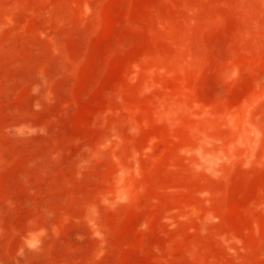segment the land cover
<instances>
[{
	"label": "rangeland",
	"instance_id": "1",
	"mask_svg": "<svg viewBox=\"0 0 264 264\" xmlns=\"http://www.w3.org/2000/svg\"><path fill=\"white\" fill-rule=\"evenodd\" d=\"M0 264H264V0H0Z\"/></svg>",
	"mask_w": 264,
	"mask_h": 264
}]
</instances>
